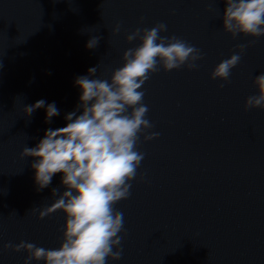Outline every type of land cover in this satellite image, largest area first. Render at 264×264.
Segmentation results:
<instances>
[{
  "label": "water",
  "instance_id": "95a60500",
  "mask_svg": "<svg viewBox=\"0 0 264 264\" xmlns=\"http://www.w3.org/2000/svg\"><path fill=\"white\" fill-rule=\"evenodd\" d=\"M226 7L225 0H0V264L28 256L5 244L53 249L63 240L62 211L43 219L31 211L58 198L53 188L66 190L62 173L38 190L35 158L20 153L66 126L80 103L77 77L97 66L93 78L110 81L123 53L140 43L127 35L157 23L167 25L161 36L187 41L203 59L192 70L161 67L142 86L154 125L144 135L159 136H140L144 159L130 196L115 205L124 219L122 256L107 264H264V110L245 109L259 94L253 80L264 73V36L225 32ZM93 36L101 39L88 49ZM241 44L228 80L211 79ZM39 100L45 107L25 114ZM53 102L59 115L49 123Z\"/></svg>",
  "mask_w": 264,
  "mask_h": 264
},
{
  "label": "clouds",
  "instance_id": "9594fccd",
  "mask_svg": "<svg viewBox=\"0 0 264 264\" xmlns=\"http://www.w3.org/2000/svg\"><path fill=\"white\" fill-rule=\"evenodd\" d=\"M223 29L233 38L238 34L259 38L264 36V0H225ZM120 31L117 24L113 34ZM167 25L157 23L149 28H137L127 35L126 40L140 43L123 53V65L111 73L108 79L93 78L97 66L88 69V75L79 76L74 84L81 89L77 109L65 116V127L46 130L44 137L35 147H24L21 157L35 158L31 168L35 170L38 190L47 188L57 173H62L61 184L66 190L52 189L58 197L50 206L33 208L40 219L57 210L65 214L63 240L58 248L45 249L34 243L21 241L5 244L19 252L28 253L24 264L32 260L44 264H107L110 257L119 260L122 256L124 229L123 213L115 205L130 196L131 181L144 159L138 151L140 136L154 125L146 118L148 107L143 103L142 86L150 74L187 67H198L203 59L200 49L176 36H161ZM101 37L93 36L86 48L94 49ZM255 41H252L254 43ZM239 52L222 60L212 71L211 79L227 81L231 70L241 59L247 45L237 46ZM253 84L258 95L248 96L245 109L264 110V73L256 76ZM223 87V85H220ZM45 101L39 100L25 107V114L44 108ZM82 114L77 115V111ZM59 115L55 103L47 104L46 121ZM159 136L157 132L144 135V140ZM116 248V251L113 249Z\"/></svg>",
  "mask_w": 264,
  "mask_h": 264
}]
</instances>
